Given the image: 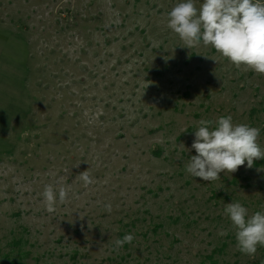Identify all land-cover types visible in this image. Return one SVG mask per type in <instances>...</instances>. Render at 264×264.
I'll return each mask as SVG.
<instances>
[{"label": "rangeland", "instance_id": "obj_1", "mask_svg": "<svg viewBox=\"0 0 264 264\" xmlns=\"http://www.w3.org/2000/svg\"><path fill=\"white\" fill-rule=\"evenodd\" d=\"M180 2L0 0V264H264L224 214L264 212V159L186 171L202 119L258 127L264 148V74L187 48L167 26ZM47 185L68 191L53 213Z\"/></svg>", "mask_w": 264, "mask_h": 264}, {"label": "clouds", "instance_id": "obj_2", "mask_svg": "<svg viewBox=\"0 0 264 264\" xmlns=\"http://www.w3.org/2000/svg\"><path fill=\"white\" fill-rule=\"evenodd\" d=\"M167 26L189 49L201 43L211 45L237 68L243 65L245 71L251 69L264 74V3L261 0H203L199 7L194 0H184L168 13ZM199 124L191 144L196 155L186 164L187 173L193 177L215 181L221 173H235L241 166L251 169L255 160L264 159V148L257 142L258 127L234 124L230 115L215 122L202 119ZM77 178L85 186L93 183L87 170ZM43 196L46 211L53 213L57 202L67 199L68 191L60 187L57 197L53 186L47 185ZM224 214L235 230L238 250L254 257L257 246H264V212L249 216L241 203L230 202L225 205ZM133 239L132 234H126L115 241V246L120 248Z\"/></svg>", "mask_w": 264, "mask_h": 264}]
</instances>
